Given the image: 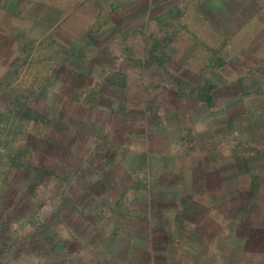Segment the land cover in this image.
I'll use <instances>...</instances> for the list:
<instances>
[{
    "label": "rangeland",
    "instance_id": "obj_1",
    "mask_svg": "<svg viewBox=\"0 0 264 264\" xmlns=\"http://www.w3.org/2000/svg\"><path fill=\"white\" fill-rule=\"evenodd\" d=\"M223 8L0 0V264H264V0Z\"/></svg>",
    "mask_w": 264,
    "mask_h": 264
},
{
    "label": "crops",
    "instance_id": "obj_2",
    "mask_svg": "<svg viewBox=\"0 0 264 264\" xmlns=\"http://www.w3.org/2000/svg\"><path fill=\"white\" fill-rule=\"evenodd\" d=\"M204 2L206 4L217 2L224 7V31L230 32L224 34L226 37L252 38L258 30L260 21L257 14L260 0H204ZM232 16L234 23L231 21Z\"/></svg>",
    "mask_w": 264,
    "mask_h": 264
}]
</instances>
